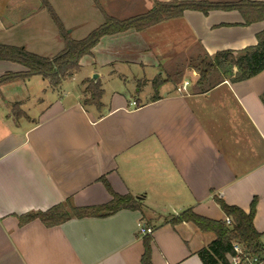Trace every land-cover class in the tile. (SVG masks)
I'll list each match as a JSON object with an SVG mask.
<instances>
[{
    "label": "crops",
    "instance_id": "1",
    "mask_svg": "<svg viewBox=\"0 0 264 264\" xmlns=\"http://www.w3.org/2000/svg\"><path fill=\"white\" fill-rule=\"evenodd\" d=\"M136 1L142 9L119 17L97 0V24L82 37H73L78 25L65 26H72L68 33L79 40L104 23L101 8L126 19L171 0ZM38 8L47 9L42 0ZM262 31L264 21L246 24L237 9H187L143 32L103 37L81 60L80 71L84 61L88 68L73 96L60 93L63 83L52 87L57 92L50 97L42 87L35 93L34 79L40 76L0 84V264H141L140 222L154 228L153 264H204L198 252L216 234L193 222L173 225L171 220L189 209L226 220L215 196L247 213L256 199L253 223L264 236V70L204 90L195 68L206 55L257 45ZM54 33L61 37L59 30ZM163 65L178 66L181 81L166 77ZM26 70L0 60V76ZM95 73L104 89L100 109L83 105L85 81ZM157 77L165 80L155 91ZM105 79L124 83L132 98L120 90L109 94ZM186 81L190 85L180 92ZM103 180L115 193L137 198L141 209L72 217L52 227L39 219L20 224V216L61 203H109L113 196ZM261 242L264 246L263 237Z\"/></svg>",
    "mask_w": 264,
    "mask_h": 264
},
{
    "label": "trees",
    "instance_id": "2",
    "mask_svg": "<svg viewBox=\"0 0 264 264\" xmlns=\"http://www.w3.org/2000/svg\"><path fill=\"white\" fill-rule=\"evenodd\" d=\"M42 5L49 10L55 24H57L60 36L65 44L64 49L56 56L49 57L30 52L24 46L0 43V60L18 63L27 69L25 72L6 73L0 76V84L16 79L41 76L49 80L52 87H59L63 81L80 71L81 60L85 56L92 55L93 49L103 37L124 33L131 29L143 32L158 23L181 17L187 9L200 10L205 13L212 9H237L242 13L246 24L264 21V2L249 0H239L234 3L157 1L148 12L126 19L112 17L100 7L105 17L104 23L92 30L85 38L76 40L67 32L49 0H42ZM257 39V45L240 51L228 49L216 52L213 57L206 55L195 66L199 73L197 84L201 85L204 90H208L224 79H230L233 82L243 81L263 71L264 31L257 34ZM164 80L160 77L153 80L155 91L158 90ZM85 83H87V86L83 105H94L100 109L103 105L104 89L99 80L94 81L92 78L85 81ZM204 86H207V88ZM14 107L19 108V104H14ZM103 182L113 196L109 203L87 207H74L61 203L45 211L31 212L20 216V224L24 225L39 219L44 225L52 227L60 225L72 217H104L121 209H141L137 198L132 195H119L112 191L106 180H103ZM214 199L227 218L230 219V223L226 220H213L198 215L192 209L174 217L171 223L175 225L181 222H193L201 230L212 231L216 234V239L198 252L204 264H230L229 257L234 254V242L241 243L249 252L260 256L264 260V246L261 242L263 236L256 230L253 223L256 213V199L253 201L251 210L248 213L241 208L227 204L224 199L218 196H215ZM152 241V234L143 237L144 253L141 264H153Z\"/></svg>",
    "mask_w": 264,
    "mask_h": 264
},
{
    "label": "rangeland",
    "instance_id": "3",
    "mask_svg": "<svg viewBox=\"0 0 264 264\" xmlns=\"http://www.w3.org/2000/svg\"><path fill=\"white\" fill-rule=\"evenodd\" d=\"M96 1L97 0H50L64 26L78 25L73 35L74 38L82 37L83 33L90 31L92 27L97 24L98 16L101 12L95 3ZM98 1L102 7L119 17L131 15L135 13V11L142 9L138 6L137 1L134 4L133 0ZM40 2L41 0H0V22L6 25V29L0 26V43L16 46L25 45L30 52L51 57L56 56L64 49L65 44L63 39L57 37L54 33L55 30H59L57 24H55L48 9L41 10L38 8ZM135 6L136 8L134 9ZM65 27L67 29V26ZM70 27H68L67 32H69ZM160 35H163L160 38L162 43L165 44L166 37L164 35L166 34L161 33ZM83 63L84 66L80 72L76 73L74 77L67 78L63 81L60 88L61 92L59 91L60 93H65L66 91L73 96L79 92L81 88L80 84L88 68L87 61ZM162 68L166 70L165 76L172 77L171 79L173 82L176 83L181 81L183 72H180V70L178 71V66L167 68L166 65H163ZM93 76L94 74H92L88 80L92 79ZM187 77L188 79L191 78L190 75ZM34 80V82H36V88L33 90L34 92L37 89L41 90L40 87L46 89L47 97L57 92L52 90L50 81H44L43 83L41 76ZM104 85L109 88V94L114 90H120L124 91V93L127 92L129 94L128 98H132L124 83L120 84L118 81H110L108 83L105 79ZM86 86L87 84H85L84 88H86ZM42 93L44 94L45 90H43ZM85 97L86 94L84 98ZM33 98L34 96L32 95L31 103L35 101ZM18 111V108H14L15 114L18 113Z\"/></svg>",
    "mask_w": 264,
    "mask_h": 264
},
{
    "label": "built area",
    "instance_id": "4",
    "mask_svg": "<svg viewBox=\"0 0 264 264\" xmlns=\"http://www.w3.org/2000/svg\"><path fill=\"white\" fill-rule=\"evenodd\" d=\"M190 82H184L178 90L180 92H184L187 90ZM133 106H136L137 103L132 101L130 103ZM226 221L230 223V219L227 218ZM139 233L143 236L153 234L154 228L150 226H146L144 223L140 222L138 224ZM264 239V236H263ZM234 254L229 257L230 264H263L262 258L256 254H252L249 252L241 243L234 242L233 243Z\"/></svg>",
    "mask_w": 264,
    "mask_h": 264
},
{
    "label": "water",
    "instance_id": "5",
    "mask_svg": "<svg viewBox=\"0 0 264 264\" xmlns=\"http://www.w3.org/2000/svg\"><path fill=\"white\" fill-rule=\"evenodd\" d=\"M93 80H94V81H97V80H98V74H94V76H93Z\"/></svg>",
    "mask_w": 264,
    "mask_h": 264
}]
</instances>
